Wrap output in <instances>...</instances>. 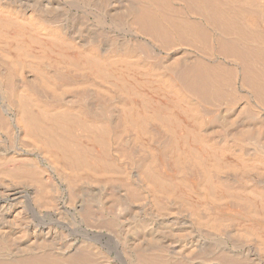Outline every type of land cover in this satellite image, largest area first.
Returning <instances> with one entry per match:
<instances>
[{"label": "bare ground", "instance_id": "1", "mask_svg": "<svg viewBox=\"0 0 264 264\" xmlns=\"http://www.w3.org/2000/svg\"><path fill=\"white\" fill-rule=\"evenodd\" d=\"M70 1L0 0V264H264V0Z\"/></svg>", "mask_w": 264, "mask_h": 264}, {"label": "rangeland", "instance_id": "2", "mask_svg": "<svg viewBox=\"0 0 264 264\" xmlns=\"http://www.w3.org/2000/svg\"><path fill=\"white\" fill-rule=\"evenodd\" d=\"M22 0H8V2L6 1V0H4V2H6L7 4H9V6H12V4L14 5V6H16V7H12V8H16V10H18V14L19 15H23L24 17H27L26 15H29V17H32V16H38V15H40V16H42L43 15V17L46 15V14H43V13H47V17H54V19L56 18V21H57V26L58 27H61V29H66L67 30V26L69 27V25L71 26L72 25V23H73V21H75V19H76V23H78V24H80L81 22L83 23H85V25H87L88 26V32H90L89 33V35H91V36H93L94 38L96 37H99V39L101 40L102 38H104L105 40H107V38H108V35H110V36H113V37H118V36H120L121 34H125L124 33V29H122V28H120V27H114V26H112V23H110V22H112V16H114V13H115V9H112V6L110 7V9H109V11L108 12H110L108 15H105V16H102L101 14L99 15L98 13H96L94 10H91L89 7H87V6H85L83 3H80V2H74L73 3V1H70V2H68L69 0H23L22 2H21ZM25 1L27 2V3H25ZM13 2V3H12ZM36 4H35V3ZM42 2V3H41ZM23 3H25V5H23ZM41 3V5H39V6H37L38 4H40ZM49 3V4H48ZM21 4V5H20ZM29 4H31V5H28ZM32 4H35L36 5V8H38V12L36 11V12H34V11H29V9H31V8H33V7H35V5H32ZM53 4V5H52ZM17 5H18V7L19 8H17ZM25 8H24V7ZM41 6V7H40ZM53 6V7H52ZM59 6V7H58ZM23 7V8H22ZM27 7V8H26ZM28 7H30V8H28ZM40 7V8H39ZM54 7H55V9H54ZM53 8V9H52ZM56 8H57V10H56ZM59 8V9H58ZM78 8V9H77ZM88 8V9H87ZM22 9H24V11L22 10ZM27 9V10H26ZM85 9H87V10H85ZM112 9V10H111ZM41 10V11H40ZM50 10V11H49ZM53 10V11H52ZM55 10V11H54ZM83 10H85V11H83ZM21 11H23V13H21ZM26 11V12H25ZM59 11V12H58ZM62 11V12H61ZM91 11V12H90ZM25 12V13H24ZM66 12V13H65ZM90 12V13H89ZM21 13V14H20ZM29 13V14H28ZM32 15H31V14ZM42 13V14H41ZM92 13V14H91ZM49 14V15H48ZM67 14V15H66ZM69 14H70V16L74 19H72V21H71V17L69 16ZM85 14V15H84ZM87 14V15H86ZM98 14V15H97ZM60 17H59V16ZM93 17H92V16ZM95 15H96V17H95ZM45 16V17H46ZM62 16V17H61ZM98 16V17H97ZM109 16V17H108ZM111 16V17H110ZM58 17V18H57ZM70 17V18H69ZM76 17V18H75ZM82 18V20H85V21H82L81 20V18ZM28 18V17H27ZM78 18H80V19H78ZM67 19V20H66ZM101 19H102V23H101ZM110 19V20H109ZM79 20H81V21H79ZM100 21V22H99ZM68 23V24H67ZM90 23H92V24H90ZM98 23H99V26H98ZM55 24V23H54ZM61 24V25H60ZM89 24H90V26H91V28H93V27H95V28H93V29H91L90 28V26H89ZM111 24V25H110ZM60 25V26H59ZM62 25L64 26V25H67V26H64V27H66V28H64V27H62ZM81 25V24H80ZM85 25H82V26H80V27H82L81 29L84 31V33H87V26H85ZM109 25V26H108ZM93 26V27H92ZM103 27V28H102ZM112 29H111V28ZM97 28V29H96ZM113 28L115 29V30H113ZM85 29H86V32H85ZM109 29V30H108ZM118 29L120 30V31H118ZM105 30V31H104ZM122 30V31H121ZM107 31V32H106ZM111 31V32H110ZM98 32L100 33L99 35H98ZM103 34H102V33ZM113 32V33H112ZM116 32V33H115ZM102 34V35H101ZM107 34V35H106ZM113 34V35H112ZM115 35V36H114ZM106 37V38H105ZM42 40H44V38L43 37H40ZM104 39H102L101 41H104V43L106 42ZM37 44H34V45H32L31 47H32V50L33 49H35V50H33L34 52L35 51H37L38 53H40L41 52V54H43L42 52H46L47 53V49H44V45H41L40 44V46L41 47H43V48H41V47H38V45L36 46ZM36 52V53H37ZM69 53L71 54L72 53V50H70L69 51ZM53 54H55V53H53ZM52 54V57H56V56H54ZM56 55V54H55ZM109 82V81H108ZM108 82H106V84L105 85H107V86H110V87H116V84H115V82L114 83H111V82H113L112 80H110V82L108 83ZM111 83V84H110ZM91 84H92V86H91ZM91 84L89 85V83L87 84V86L86 87H91V89H93L94 87H93V82H91ZM89 85V86H88ZM113 85V86H112ZM115 85V86H114ZM93 87V88H92ZM237 87V88H236ZM234 88H235V93L237 94V95H239V94H242V95H245V96H242V95H240V96H242L241 97V101L239 100V103L240 102H243V100L245 101V99H243L244 97H246V92L241 88V86L239 85V87H238V83L234 86ZM239 88H241V89H239ZM241 91L240 93H239V91ZM238 92V93H237ZM248 96V95H247ZM237 97H239V96H237ZM7 120H9L8 118H6ZM10 121V120H9ZM9 121L7 122L8 124H7V126L9 125V127H10V125H11V121H10V123H9ZM6 136V137H5ZM1 137H3V138H1ZM5 137V138H4ZM8 136L7 135H4V133H2V135H1V132H0V146H1V144H5L6 146H10L11 144H10V141H11V138H10V141H9V137L7 138ZM7 138V139H6ZM5 139V140H4ZM9 141V142H8ZM116 141V140H115ZM114 141V143H113V145L114 146H116L115 148L117 149L118 148V145L116 144V142ZM2 142V143H1ZM117 142H118V140H117ZM147 143V144H146ZM119 144V143H118ZM148 141L147 142H145V144H144V146L146 147V148H148ZM113 146V147H114ZM143 147V146H142ZM144 148V147H143ZM143 148H142V150H143ZM115 149V150H116ZM145 149V148H144ZM114 149L113 150H110L112 153H115L116 151H115ZM115 151V152H114ZM118 151V150H117ZM111 152H109V153H107L108 155H105V156H109L110 158H106V159H108V161H110L109 163L110 164H112V166L114 167L113 169H112V171L115 173L114 174V178H115V180H117L118 178H120L121 179V182L122 181H124L125 182V180H127L128 178V181L130 182V181H132L131 183H133V180H135V178L133 177L134 175V169L132 168V165H131V163L129 164L125 159H123V158H120L121 157V154L119 153V152H117V154H112L111 155ZM142 153H143V151H142ZM110 154V155H109ZM120 154V155H119ZM116 156L117 155V158L116 157H114V156ZM113 156V157H112ZM119 156V157H118ZM120 158V161L118 160ZM117 159V160H116ZM2 162V163H1ZM0 162V168H1V170H2V168L4 169L5 167L6 168H8L9 166H11L10 164H12L11 162H9V161H6V162H4V161H1ZM115 162V163H114ZM117 162V163H116ZM123 162H124V165H123ZM126 163V164H125ZM122 164V165H121ZM9 165V166H8ZM117 165V166H116ZM8 166V167H7ZM38 166V168H41V166L40 165H36V167ZM40 166V167H39ZM112 166H111V168H112ZM118 166L120 167L119 169H118ZM35 167V168H36ZM116 167V168H115ZM122 168H124V169H122ZM130 168H131V170H130ZM128 170V171H127ZM132 170H133V172H132ZM3 171V170H2ZM123 173H125L127 176H128V178H126L127 176H124L125 174H123ZM130 175H129V174ZM133 173V174H132ZM119 175H122V176H124V177H122V176H119ZM132 176V177H131ZM124 178H126V179H124ZM120 179H118V180H120ZM116 181V182H120V181ZM0 181L1 182H3V180H1L0 179ZM103 181V180H102ZM104 185V184H103ZM64 189V186L62 185V186H60L59 188H58V190L60 191V190H63ZM138 201H140V202H137V204H139V203H141V204H139V205H144V204H146V201L145 200H143V199H139ZM142 201V202H141ZM144 202V203H143ZM236 228V227H235ZM237 228H240V227H238L237 226Z\"/></svg>", "mask_w": 264, "mask_h": 264}]
</instances>
